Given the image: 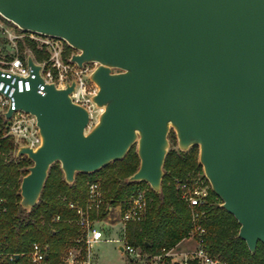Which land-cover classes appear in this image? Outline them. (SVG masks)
Returning a JSON list of instances; mask_svg holds the SVG:
<instances>
[{"label":"water","instance_id":"water-1","mask_svg":"<svg viewBox=\"0 0 264 264\" xmlns=\"http://www.w3.org/2000/svg\"><path fill=\"white\" fill-rule=\"evenodd\" d=\"M0 15L62 38L79 66L99 63L90 78L102 112L88 129V112L69 97L73 83L38 93L39 66L27 57L36 78L12 96L36 117L42 141L16 152L32 161L20 183L24 209L37 203L53 163L71 183L133 145L139 167L128 180L159 191L172 128L180 150L198 146L249 251L264 243V0H0Z\"/></svg>","mask_w":264,"mask_h":264},{"label":"trees","instance_id":"trees-1","mask_svg":"<svg viewBox=\"0 0 264 264\" xmlns=\"http://www.w3.org/2000/svg\"><path fill=\"white\" fill-rule=\"evenodd\" d=\"M69 48L66 47L67 53ZM133 148L123 158L97 171L76 173L71 183L64 180L59 166L51 165L37 203L30 209H24L20 204V183L32 163L27 158L13 156V141L2 139L0 186L6 208L0 212V264H32L28 263L24 254L34 242L46 246L44 262L58 264L63 248L79 237V230L73 222L76 215L69 203L84 204L87 183L94 180L101 183L104 204L98 215L92 212V218L105 217L108 207L120 204L124 209L135 192L147 190L144 217L138 222L128 223L125 229L127 241L143 253L155 254L162 247H170L185 238L192 226L191 209L181 199L175 179H185L190 174L206 179L198 161V146H192L187 151L171 150L167 153L159 191H154L145 181L128 180L139 167V158ZM221 203V199L209 188L203 208L208 252L226 264H264V243L258 242L255 252L251 253L245 241L238 237L239 223L220 206ZM16 255H19L18 259Z\"/></svg>","mask_w":264,"mask_h":264},{"label":"built area","instance_id":"built-area-1","mask_svg":"<svg viewBox=\"0 0 264 264\" xmlns=\"http://www.w3.org/2000/svg\"><path fill=\"white\" fill-rule=\"evenodd\" d=\"M0 23L5 42L11 53L0 57V153L1 140L10 138L15 146V153L20 147H28L36 150L41 144V135L36 117L30 112L16 108L12 96L14 90L23 92L31 89V80L36 74L27 64V57L31 56L35 65L39 66V76L42 83L37 85V92L44 94L46 84H54L57 89H65L73 83V90L69 93L72 103L83 107L89 116L87 128L90 129L98 120L102 108L93 101L98 92V86L90 76L99 65L97 61L84 62L79 66L71 60L74 53L66 52L68 43L62 38L45 35L39 32L25 31L12 21L0 15ZM0 21V22H1ZM26 45L28 53H21L20 46ZM70 47V46H69ZM40 55L37 58L33 53ZM112 72L120 69L112 68ZM14 85H16L14 87ZM12 110L9 118L5 113ZM26 156V155H25ZM27 157V156H26ZM208 179L199 175H190L185 179H175L176 188L180 192L181 199L191 209L192 226L188 235L178 243L170 247H162L155 254H146L131 245L125 235L128 223L140 221L146 212V189L135 192L123 209L119 204L108 207L106 218L120 224L121 235L119 238L110 239L104 237L103 230L98 226L100 220L92 218V212L98 213L104 204L103 191L99 181L87 183V199L84 204L70 202L69 207L75 212L74 223L79 230V237L73 239L77 245L90 249L101 241H113L118 244V249L124 252L132 264H226L219 257L208 252L206 247V228L203 224L205 210L203 209L209 188ZM6 199L2 195L0 186V212L4 211ZM117 208L116 216H110L112 210ZM58 220L59 217L57 216ZM46 246L34 242L27 252L30 263L44 264ZM65 264H82L84 261L77 258L74 250L70 249L63 258Z\"/></svg>","mask_w":264,"mask_h":264},{"label":"rangeland","instance_id":"rangeland-1","mask_svg":"<svg viewBox=\"0 0 264 264\" xmlns=\"http://www.w3.org/2000/svg\"><path fill=\"white\" fill-rule=\"evenodd\" d=\"M0 21H1V19H0ZM0 23H2V21ZM65 47H67V45ZM67 51H68V53H76V51L72 47H70ZM20 52L22 54L29 52L26 48V45L22 44L20 46ZM7 53H11V52L9 50L8 45L5 42V38L3 36L1 26H0V57L3 55H6ZM32 53L37 58H40V55H37V53H34V52H32ZM168 140H169L168 152L171 150H175V151L180 150L178 147V141H177L176 133L172 128L170 129V131L168 133ZM132 147H134L133 149L136 152V149H137L136 145H133ZM187 150H185V151H187ZM180 151H182V150H180ZM12 155L15 156L16 153L13 152ZM20 158H27V157L25 155H23V156H20ZM31 163H32V161H31ZM31 165H29V166H31ZM52 165L60 167V164L58 162H55ZM190 175H193V174H190ZM190 175H188V176H190ZM97 181H99V180H97ZM117 212H118L117 208L113 209L110 216H116ZM97 215H98V213H97ZM95 219L100 220L98 226L103 230L105 238L116 239V238L120 237L121 228H120V224L116 221L117 218H115L114 220H108L106 218V216L101 218V219L98 218V216H96ZM137 248H139V247H137ZM70 249L74 250V253L77 255L78 259L84 261L82 264H132L130 262L129 257L124 252L120 251L118 249V244L113 242V241H101V242L95 244L90 249H88L85 246L77 245L76 243L73 242V240H71L70 243L68 245H66L63 248V250L61 251L58 264H65L63 262V258L65 256V253L67 251H69ZM24 257L28 261V263H30L27 253L24 254ZM44 264H48V263L44 262Z\"/></svg>","mask_w":264,"mask_h":264}]
</instances>
